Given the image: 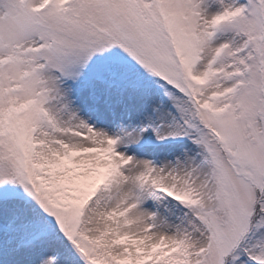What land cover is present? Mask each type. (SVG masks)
Wrapping results in <instances>:
<instances>
[{
	"label": "snow or ice",
	"instance_id": "6c2138e0",
	"mask_svg": "<svg viewBox=\"0 0 264 264\" xmlns=\"http://www.w3.org/2000/svg\"><path fill=\"white\" fill-rule=\"evenodd\" d=\"M0 264H264V0H0Z\"/></svg>",
	"mask_w": 264,
	"mask_h": 264
}]
</instances>
